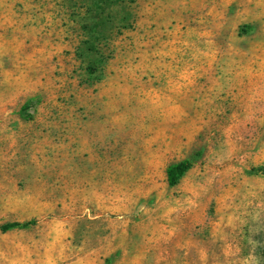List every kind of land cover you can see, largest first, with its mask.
I'll use <instances>...</instances> for the list:
<instances>
[{"label": "rangeland", "instance_id": "obj_1", "mask_svg": "<svg viewBox=\"0 0 264 264\" xmlns=\"http://www.w3.org/2000/svg\"><path fill=\"white\" fill-rule=\"evenodd\" d=\"M0 264H264V0H0Z\"/></svg>", "mask_w": 264, "mask_h": 264}, {"label": "trees", "instance_id": "obj_2", "mask_svg": "<svg viewBox=\"0 0 264 264\" xmlns=\"http://www.w3.org/2000/svg\"><path fill=\"white\" fill-rule=\"evenodd\" d=\"M191 166H192V162L189 159H184L169 165L167 168V177L169 184L170 185L177 184ZM30 224H32V221H25V222L13 221L3 224L1 228L3 230H9L16 227L26 228Z\"/></svg>", "mask_w": 264, "mask_h": 264}]
</instances>
